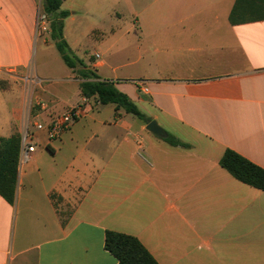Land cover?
I'll list each match as a JSON object with an SVG mask.
<instances>
[{
  "label": "crops",
  "instance_id": "obj_1",
  "mask_svg": "<svg viewBox=\"0 0 264 264\" xmlns=\"http://www.w3.org/2000/svg\"><path fill=\"white\" fill-rule=\"evenodd\" d=\"M124 3L133 25H123ZM41 9L0 0V137L22 139L31 101L46 104L31 119L49 123L85 99L65 63L56 76L39 72L38 59H62L44 55L56 46L39 29ZM62 9L70 48L81 13L95 42L80 58L150 121L93 97L61 136L36 131L15 203L0 195V264H117L107 230L137 237L159 264H264V191L220 165L230 148L264 168V0H62Z\"/></svg>",
  "mask_w": 264,
  "mask_h": 264
},
{
  "label": "trees",
  "instance_id": "obj_2",
  "mask_svg": "<svg viewBox=\"0 0 264 264\" xmlns=\"http://www.w3.org/2000/svg\"><path fill=\"white\" fill-rule=\"evenodd\" d=\"M42 14L50 25V37L55 43L64 63L74 69L80 78V90L86 98L95 97L102 105L113 104L116 110L123 109L140 119L150 121L139 106L110 80H103L86 62L79 58L64 38V19L70 15L62 9V0H41ZM90 103L86 106L88 109ZM173 145L188 146L172 134L166 138ZM21 135L0 137V195L9 203H15L18 182ZM220 165L237 180L264 191V168L233 149H226ZM105 249L113 254L117 264H159L149 250L135 236L107 230Z\"/></svg>",
  "mask_w": 264,
  "mask_h": 264
},
{
  "label": "built area",
  "instance_id": "obj_3",
  "mask_svg": "<svg viewBox=\"0 0 264 264\" xmlns=\"http://www.w3.org/2000/svg\"><path fill=\"white\" fill-rule=\"evenodd\" d=\"M48 26L41 23L39 25V29L42 31L48 30ZM98 56V54H96ZM138 84L142 86L144 92H148V87L144 85L143 81H139ZM34 103L31 101L29 102L28 109V117L26 122V128L23 132V136L21 139V147H20V157H19V164L22 165L29 161L32 157V154L36 151V131L45 130L47 134V138L49 140L55 139L65 133L71 125L82 118L87 113L86 106L89 104V98L84 99L83 102L78 103L69 107L65 112L58 115L53 121L49 123H45L39 120H34L33 126L35 131L29 130V124L31 121V107ZM40 105L41 107H45L44 102L35 103Z\"/></svg>",
  "mask_w": 264,
  "mask_h": 264
},
{
  "label": "rangeland",
  "instance_id": "obj_4",
  "mask_svg": "<svg viewBox=\"0 0 264 264\" xmlns=\"http://www.w3.org/2000/svg\"><path fill=\"white\" fill-rule=\"evenodd\" d=\"M40 2H41V0H40ZM121 10L122 11H121L120 17L122 18L123 25H133L135 23V18L130 14L131 12L129 13V9L125 5V3L123 4V8ZM41 19H42L41 20L42 25L45 24L50 28L49 21L46 18V14H42ZM75 19L76 20L74 22V25H68V26L71 27V33H70L71 38L79 40L80 45H77V46L75 45V49H72V51L79 58L80 57L84 58L85 50H88L87 54H90V52L94 49V42H95L94 38H95V36L89 35V33L87 32L86 27H88L89 25H78L79 23L85 24L87 21L86 18H84L83 15H81V13H79L75 17ZM47 31L48 30H45L44 33H46ZM50 52L55 53V55H59V51L57 50L56 47L47 50L44 55L45 56L46 55L47 56L52 55V54H50ZM88 57H89V55H88ZM38 60H37V62H38L37 65L39 68V72L41 71L40 72L41 75H42V72H45V73L50 74V76H56L57 74H59V70H60L59 65L66 67L61 58H59L60 63H58L56 61H50L49 63H40ZM34 65H36V64L33 63V67H35ZM22 80H24V81L26 80L27 82H30V80H32V76H28L26 79L23 78ZM48 83L51 85V87H53V85H54V84H52V83H54L53 81H49ZM0 84L2 87H6L8 84V81L1 79ZM34 85H35V83H34ZM37 108H38L37 104L34 103L31 107L32 116L35 115ZM38 120H42V119L40 118ZM33 122H34V120L31 119L30 124H29V130L30 131H35V128L33 126ZM36 147H37V144H36Z\"/></svg>",
  "mask_w": 264,
  "mask_h": 264
},
{
  "label": "water",
  "instance_id": "obj_5",
  "mask_svg": "<svg viewBox=\"0 0 264 264\" xmlns=\"http://www.w3.org/2000/svg\"><path fill=\"white\" fill-rule=\"evenodd\" d=\"M148 129L150 131H152L153 133L155 134H158V135H165L164 133V130L157 124L156 121H151L149 124H148Z\"/></svg>",
  "mask_w": 264,
  "mask_h": 264
}]
</instances>
